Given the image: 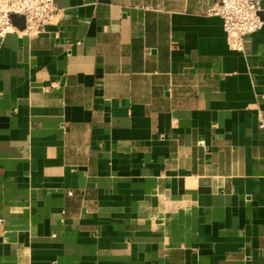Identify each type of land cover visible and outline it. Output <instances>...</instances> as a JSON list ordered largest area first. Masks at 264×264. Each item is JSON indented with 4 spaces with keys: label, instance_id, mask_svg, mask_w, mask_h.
<instances>
[{
    "label": "crops",
    "instance_id": "0c3cea01",
    "mask_svg": "<svg viewBox=\"0 0 264 264\" xmlns=\"http://www.w3.org/2000/svg\"><path fill=\"white\" fill-rule=\"evenodd\" d=\"M54 1L0 39V264H264V27Z\"/></svg>",
    "mask_w": 264,
    "mask_h": 264
},
{
    "label": "built area",
    "instance_id": "2783aa9c",
    "mask_svg": "<svg viewBox=\"0 0 264 264\" xmlns=\"http://www.w3.org/2000/svg\"><path fill=\"white\" fill-rule=\"evenodd\" d=\"M263 0H221L213 4L209 16L219 17L229 48L244 53L247 37L261 31L264 21L260 16ZM54 0H0V39L10 32L35 37L43 32L57 16ZM12 15L25 18V29L13 25ZM259 128L264 130V114L257 112Z\"/></svg>",
    "mask_w": 264,
    "mask_h": 264
},
{
    "label": "water",
    "instance_id": "95a60500",
    "mask_svg": "<svg viewBox=\"0 0 264 264\" xmlns=\"http://www.w3.org/2000/svg\"><path fill=\"white\" fill-rule=\"evenodd\" d=\"M13 25L19 30L25 29V18L23 16L12 15Z\"/></svg>",
    "mask_w": 264,
    "mask_h": 264
}]
</instances>
